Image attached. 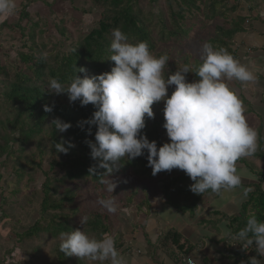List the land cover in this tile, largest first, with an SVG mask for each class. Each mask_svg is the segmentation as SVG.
Instances as JSON below:
<instances>
[{"label": "clouds", "instance_id": "1", "mask_svg": "<svg viewBox=\"0 0 264 264\" xmlns=\"http://www.w3.org/2000/svg\"><path fill=\"white\" fill-rule=\"evenodd\" d=\"M16 7V0H0V22L13 16ZM110 51L112 54L108 59L114 66L109 72L83 77L75 75L67 85L53 78L47 87L51 94H66L70 103L92 104L96 109L90 119L80 124L82 128L85 123L89 125V135L92 134L91 126H96L94 142L86 141L90 157L98 161L89 168V174L100 176L99 182L112 194L116 185L109 177L118 170L121 160H131L146 152L147 166L153 176L161 171L183 170L194 182L189 186L194 194L210 191L223 199L225 193L239 188L242 175L238 172L237 161L254 156L258 132L247 123L243 103L226 81L237 80L242 85L255 83L254 72L226 49L215 48L206 41L201 45L198 67L193 69L185 64L165 78L169 57L152 54L146 41L130 43L119 28L112 30ZM76 70L86 73L83 67ZM188 73H194L198 79L187 82ZM169 86H175L170 96L167 94ZM160 101H164L162 127L169 142L158 147L141 130L145 127V116H154L151 106ZM44 110L52 109L45 106ZM50 125L61 133L72 126L59 118ZM71 147L74 145L68 141L55 143L58 153L66 154ZM98 168L104 171L98 173ZM247 191L243 190L245 196ZM96 203L109 214L118 211L113 195L99 198ZM87 221V216L80 218L82 226ZM225 234L231 238L230 244L240 241L244 250L254 246L256 256L250 257L248 264H261L264 221L252 214L238 232ZM59 240V250L65 256L97 264L106 261L108 264H127L117 251L111 234H103L97 239L77 229L60 233Z\"/></svg>", "mask_w": 264, "mask_h": 264}, {"label": "trees", "instance_id": "2", "mask_svg": "<svg viewBox=\"0 0 264 264\" xmlns=\"http://www.w3.org/2000/svg\"><path fill=\"white\" fill-rule=\"evenodd\" d=\"M25 1H27L25 5L19 4L22 9L13 27L19 31L23 44L19 49L14 47L15 51L12 55L8 54V51L0 53V159L3 158L0 161V165L7 164L8 159L13 157V164L16 166L14 171L17 177L16 184H19L18 181L23 178L26 170L29 173L34 170L33 165H36V163L33 161V156L41 158L46 153H49L52 157L50 170L58 168V171L63 174L59 178H55L54 173L48 178L49 173L44 172L45 181L39 187V191L43 193L40 209L48 215L49 224L43 228L38 227V224L32 226L27 231L18 234L16 236L19 237L18 240L23 242L35 239L38 244L33 249V252L39 254L42 249L41 244L44 241L37 237L39 234L46 235L47 238L53 240L51 252L55 254L56 260L67 264L71 261L72 256H65L60 252V243L57 241L60 233L80 229L84 230L90 237L99 239L103 234H111L112 232L109 216L103 214L106 211L101 209L100 206L97 213H90L87 216L88 221L84 226H77L75 218L86 216L89 212L88 209H84L86 207L82 205L84 203L80 202L85 191L78 184L90 181L93 185L92 195L97 199H106L112 195L116 197L118 189L122 185L119 180L117 183L114 178L126 174L130 170L135 175L145 174L148 178L158 177L159 175L164 176L162 177L164 185L161 190L163 192L162 196L166 201L165 205L180 213L193 211L203 194L197 195L193 193L188 195L189 186L193 182L189 181L191 182L190 185L187 187L183 186L181 180H184L185 176L183 175L185 173L173 176L171 170L170 172L161 171L153 176L151 168L147 166L146 152L143 156L131 160L127 158L121 160L118 170H115L109 177L116 186L112 194L108 193L106 185L99 182L101 177L89 174L88 171L90 167L98 163V161L90 157V148L86 143V141L94 142L96 126H91V135L87 132L89 125L85 123L83 128L80 126L82 122L92 117L96 109L92 104L80 106L79 101L70 103L66 94H51L47 87L49 80L53 78L61 84L67 85L75 75L83 77L85 74L92 76L109 72L111 67L114 66V62L108 58L112 54L110 44L112 41V30L115 28H119L126 34L130 43L135 44L139 41H146L152 54L157 57L165 54L156 52V42L183 43L188 38L191 29L184 26V11L191 8L199 10L196 3L200 0H180V2L178 0L177 11H172L168 2L169 20L168 23L161 20V32L156 39L152 38L147 21L142 18L140 11L135 8L132 0H93L95 6L103 8L100 20L97 22L96 27L91 29L83 38L79 39L75 44H68L67 49H63L64 45L62 43V47L61 45H51L47 49L45 46L38 47L36 45L35 38L42 31L39 29V23L31 22L28 13L25 11L27 4L32 0ZM241 1L205 0L204 2L208 6L204 16L209 21H218L215 26L217 36L207 42L212 43L215 48L226 49L233 57H235V54L231 49V44L235 33L239 31L237 25L239 23L233 20L227 14V11L235 12L239 8ZM228 3L229 5L227 6ZM23 20H27L26 29L20 27V23ZM241 23L242 21L240 25ZM4 28H6L5 23L0 25V31ZM7 31H10L9 27H7ZM57 33L61 38H66L65 30H58ZM5 35L7 34H3V36ZM26 37L30 39L29 47L26 46L24 41ZM13 39V36H9L10 41H13ZM200 63L201 61L191 59L190 56H186L181 65L169 59L165 68V78H167L169 72H175L182 65L187 64L195 69ZM81 67L86 69V73H80L76 70ZM196 79L198 78L194 73L186 74L187 82H192ZM45 106L50 107L52 110L45 111ZM56 118L64 122H70L72 126L66 132L61 133L55 130L54 125H50ZM163 123L162 111L158 109L154 113L153 118L145 116V127L141 130L142 134L149 141H155L158 147L164 143L160 140L161 135L166 133V130L162 127ZM62 141H68L74 145L66 154L58 153L55 150V143ZM30 146H33V148ZM65 147H67V144H65ZM27 148H30L31 151L25 156ZM57 155H61L62 160L59 161L56 158ZM103 171V169H97L98 173ZM68 184H71L72 188H68ZM62 187L65 190L63 189L64 191L61 193L60 189ZM20 193L21 191L19 190H13L12 196L17 197ZM143 193H146L145 189ZM59 195L61 196L54 198ZM252 196L249 198L253 201L255 197V202L253 201L254 207L258 209L256 217L258 220L264 221V194L256 187ZM0 199L4 201L3 197ZM30 201L31 198L26 197L23 200V204ZM145 201H140L139 207L149 211V202L147 204ZM126 203L125 208H128L133 202ZM65 209L69 211L71 217L63 212ZM50 210L62 212L49 215L47 211ZM5 211L3 210V212ZM139 215L144 216V213L140 212ZM145 215L148 216V214ZM242 217L240 221L236 219H234L235 221L233 219L230 221L233 234L245 226L247 217L245 215ZM118 240H121V237H118ZM122 245V241L116 243V247ZM253 256L256 255L253 254ZM183 257L184 255L180 259ZM248 262L246 261L244 264H248ZM73 264H83V262L77 259Z\"/></svg>", "mask_w": 264, "mask_h": 264}, {"label": "rangeland", "instance_id": "3", "mask_svg": "<svg viewBox=\"0 0 264 264\" xmlns=\"http://www.w3.org/2000/svg\"><path fill=\"white\" fill-rule=\"evenodd\" d=\"M132 1L135 5V8L140 11L142 18L147 21L153 39H156L161 32V20L168 23V2L170 3L172 11L178 10V5L180 2V0L179 2L178 0ZM204 2L205 0H200L196 3V6L199 8V10L191 8L184 11V26L191 28L188 38L181 44L173 42L161 43L157 41L156 52H163L167 54L169 59L171 61H175L178 65L182 64L186 56H190L191 59H197L198 61H201V45L209 39L215 38L217 36L215 32V26L218 23V21H209L204 16V13L208 8L206 5L207 3L204 4ZM245 2H247V0H244L243 2L241 1L240 6L235 11V13L227 11V14L233 19H236L237 16L239 17L240 10H246L249 6ZM26 3L27 1L25 0H16L17 7L15 14L7 20L0 22V25L3 23L6 25V28L0 31V53L8 51V54L12 55L15 51L14 47L17 49L21 48V45L23 44L21 41V35L19 31L13 27L17 22L19 12L22 9L19 4L25 5ZM228 5L229 3L227 6ZM25 11L28 13L31 22L39 23V29L42 31V33L35 38L36 45L38 47L45 46L47 49L50 48L51 45L59 46L62 43L64 45L63 49H67L68 44H75L79 39L88 34L91 29L96 27L97 22L101 18L103 8L95 6L93 0H32L27 4ZM242 24L245 25V22H242ZM20 25V27L26 29L28 25L27 20H23ZM7 27L10 28V31H7ZM58 30H65L66 38H61L57 33ZM3 34L7 35L3 36ZM9 36L14 37L13 41L9 40ZM24 41L26 46L29 47L30 39L26 37ZM231 49L234 52V43L231 44ZM232 86L233 85L230 87L232 88ZM174 88L175 86H169L167 94L169 95L170 92H173ZM233 89H235V87H233ZM234 92L237 93L236 90H234ZM246 94L252 96L249 90ZM151 107L153 113L160 109L163 116L164 101L156 102ZM160 140H162L164 143L169 142L166 133L161 135ZM30 147L33 148V146ZM259 147L261 148V145L258 144L257 151L253 158L256 157V154H261ZM30 151L31 149L27 148L25 156L28 155ZM56 158L59 159V161L62 160L61 155H57ZM258 159L261 163H264V155H257V160ZM1 160H3V158H1L0 161ZM244 160H239L237 163L248 165L252 173H256L257 170L253 167V163H246ZM33 161L36 163V165H33L34 170L30 173L28 170H26L23 178L18 181L19 184H16L17 177L14 174L16 169V166L13 164L14 158L10 157L7 164L0 165V198H4V201L0 199V264L61 263L56 260L55 254L51 252L53 240L47 238L46 235L39 234L37 237L38 239L44 241L41 244L42 249L40 250L39 254L37 252H33V249L38 244L35 239L32 241L20 242L18 240L19 237H16L18 234L27 231L36 224H38V227L40 228L46 227L49 224V218L47 217L48 215H46V213L42 212L40 209V202L43 199V193L39 191V187L41 183L45 181L44 172L49 173L48 178L54 175V173L56 176L55 178H59L63 174L61 171H58V168H53L50 170L52 157L49 153H46L41 158L33 156ZM37 165H39V167H37ZM180 174L183 175L184 171L179 169L172 170L173 176H179ZM183 176L185 177L184 180H181V182L184 187H187L191 183L189 181L192 180L186 174ZM162 177L164 176L159 175L158 177L148 178V176L145 174L135 175L130 170L126 174H122L114 178L117 183L119 180V183L122 185H120L121 188L118 189V195L115 197V200L117 199L116 203L118 206V211L115 214H109L107 211L103 214H107L109 216V221L112 224L111 235L113 237L115 236L114 240H117L116 243H120L122 241L124 244L126 242L127 245H131V242L134 240V238L140 240L141 234L139 230L142 228V221L144 219H146L148 222L147 229L153 226L152 220H154V218L151 217V214L155 213L152 212L154 209L151 207L149 211L144 210L143 208L139 207V203L142 200H146L145 203L148 204L149 202V206L150 203L152 204L153 202H156V204H166V201L162 196L163 192L161 190V187L164 185ZM262 181L263 180H261L259 183ZM71 186V184L67 185L68 188ZM78 186L85 191L83 192L85 194H83L80 202L84 203L82 204L83 206H86L84 209L89 210L86 216L90 215V213H97L99 205L96 203L97 198L92 195V183L87 181L82 184L79 183ZM258 186L259 185L256 186L257 189H261L260 186ZM63 189L64 187L60 189L61 193L65 190ZM144 189L146 190V193H143ZM13 190H19L21 193L17 195V197H13ZM188 191V195L193 194V192L190 190ZM232 192L226 193L227 195L224 194L223 199L221 196H219L218 200L213 202V204L220 205L221 200L229 202L230 199L236 203L238 201L240 202L241 192H238L237 196ZM60 196L61 195L55 196L54 198H58ZM26 197L29 199L31 198V201L29 203L26 202L23 204V200ZM253 201L255 202V197ZM126 202L133 203L130 204L128 208H125V205L127 204ZM3 210L6 211L3 212ZM61 212L62 211H47L49 215L60 214ZM63 212L71 217V214L67 209H65ZM140 212H143L144 216L139 215ZM145 214H148V216ZM172 216H176L175 212L168 208L167 211L162 212L155 217L159 219L158 221L161 220V223H167L169 226V224L171 225L175 222L172 219ZM81 217L82 216L75 218V222L78 227H82L80 223ZM118 237H121V240H118ZM57 241L60 243V240ZM58 242L56 243L58 244ZM77 259L80 258L72 256L71 261L67 264H73V262ZM80 260H82L83 264H97V262H89L85 259ZM105 264H108V262L106 261Z\"/></svg>", "mask_w": 264, "mask_h": 264}, {"label": "crops", "instance_id": "4", "mask_svg": "<svg viewBox=\"0 0 264 264\" xmlns=\"http://www.w3.org/2000/svg\"><path fill=\"white\" fill-rule=\"evenodd\" d=\"M245 3L249 5L247 9L240 10V16L236 19L232 18L239 23V31L232 40L235 44L234 58L253 71L257 80L247 85H242L237 80L226 83L229 87L233 85L230 88L237 91L236 95L245 109L247 123L258 132L260 152L264 155V0H247ZM238 20L245 22V25H240ZM248 90L252 96L246 94ZM261 154H256L255 158L252 156L241 159H245L246 163H253L256 173H252L248 165L237 163L238 172L242 175V184L232 193L237 196V193L241 192L240 202L221 200L220 205H214L213 202L217 201L219 196L209 191L202 195L191 212L180 213L167 205L150 203L149 208L152 207V212H155L151 214L154 218L153 226L149 225L151 227L147 229L148 222L144 219L139 230L141 239L134 238L131 245L125 242L116 248L117 251L126 259L127 264H184L182 258L180 259L182 255L189 257L196 264H244L249 261L253 254L256 255L255 250L249 257H241L228 242L231 238L225 233H233L230 225L232 219L240 221L243 215L248 218L258 213L249 197L257 185L264 194V163L257 160V155ZM261 180L263 181L259 183ZM244 189L248 190L246 196ZM168 208L176 215L172 216L175 222L169 226L155 217ZM259 259L261 264H264V258Z\"/></svg>", "mask_w": 264, "mask_h": 264}, {"label": "built area", "instance_id": "5", "mask_svg": "<svg viewBox=\"0 0 264 264\" xmlns=\"http://www.w3.org/2000/svg\"><path fill=\"white\" fill-rule=\"evenodd\" d=\"M231 246L234 248V250L241 255V257H249L250 253L254 250V246L248 249H243L241 247V242L237 241L236 244H231ZM189 260L191 261V264H196L192 259H190L189 257H183L182 258V262L184 264H189Z\"/></svg>", "mask_w": 264, "mask_h": 264}]
</instances>
